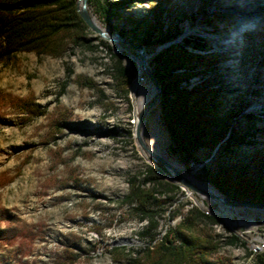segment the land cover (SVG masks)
I'll list each match as a JSON object with an SVG mask.
<instances>
[{
  "label": "rangeland",
  "instance_id": "374dc122",
  "mask_svg": "<svg viewBox=\"0 0 264 264\" xmlns=\"http://www.w3.org/2000/svg\"><path fill=\"white\" fill-rule=\"evenodd\" d=\"M119 1L123 5L108 16L88 5L101 29L111 37L125 32L132 45H142L146 34L140 23L157 24L153 9L164 11L160 22L172 40L146 48L151 70L155 56L170 45L203 58L207 67H197V75L182 88L210 83L230 129L240 132L247 127V116L256 118L260 133L248 141L257 144L240 147L235 161L249 160L256 148H264V9L254 4L258 22L253 20L256 28H250V17L228 6L231 0L113 3ZM92 33L91 39H99L92 47L69 41L59 57L19 52L0 63V236L13 234L14 239L11 244L0 241V264H56L64 247L74 243L77 264H125L122 250L138 251L155 243L151 235H142L147 224L121 203L129 193L130 177L147 165L180 187L156 236L174 228L195 206L222 220L214 227L222 247L210 256L213 264H254V250L264 245V210L227 207V220L218 215V204L179 180L180 174L195 187L190 177L210 184L217 149L199 150L201 163L185 167L172 150L161 106L154 114L161 126L156 139L150 126L138 138L131 93L140 52L127 41ZM110 49L135 74L127 91L115 80L116 59ZM30 107L42 115L26 111ZM59 125L62 131H57ZM231 235L245 245H227Z\"/></svg>",
  "mask_w": 264,
  "mask_h": 264
},
{
  "label": "trees",
  "instance_id": "16d2710c",
  "mask_svg": "<svg viewBox=\"0 0 264 264\" xmlns=\"http://www.w3.org/2000/svg\"><path fill=\"white\" fill-rule=\"evenodd\" d=\"M77 4L78 0H0V63L10 61L19 52L59 57L69 41L76 46L92 47L99 39L90 38L93 33L80 16ZM89 4H95L98 11L108 16L123 2L89 0ZM163 13L154 8L157 24L140 23L146 34L142 40L145 48L172 40L165 35L160 22ZM120 35L125 37L126 33L120 32ZM110 51L116 59L115 80L127 91L135 74ZM199 66L200 69L207 67L203 58L190 55L186 49L178 50L174 45L160 51L154 59L153 73L162 88V120L170 132L172 150L190 169L201 163L197 156L199 150L217 149L216 171L207 181L225 196L264 204V148H256L249 160L235 161L240 147L257 144L248 141L260 133L256 118L247 116V127L240 132L230 129L214 92L210 91V83L204 81L190 90L182 88V83L188 84L197 75ZM26 111L42 115L36 107ZM62 128L59 125L56 129L62 131ZM129 184V193L121 203L128 207L129 214L147 224L142 235H151L155 243L138 251L122 250L125 264H213L210 256L222 247L214 234V227L222 224L220 218L193 206L174 228H168L158 237L154 233L161 225L160 219L174 196L180 193V187L166 181L149 165L130 177ZM175 218L176 215L171 216ZM13 240V234L0 236V241L5 243L11 244ZM238 243L245 245L235 235L226 239L227 245ZM77 249L76 243L66 245L56 264H77ZM254 264H264V253L254 254Z\"/></svg>",
  "mask_w": 264,
  "mask_h": 264
},
{
  "label": "bare ground",
  "instance_id": "6f19581e",
  "mask_svg": "<svg viewBox=\"0 0 264 264\" xmlns=\"http://www.w3.org/2000/svg\"><path fill=\"white\" fill-rule=\"evenodd\" d=\"M228 3H229L228 6L233 7V10L234 9H237L240 11L242 10L245 16L247 15L248 17H250L249 18V20L251 19L250 22H252L253 20H256L258 22V18L255 15L258 12L256 10V7H254V4L255 5L257 4L256 5L257 7L261 6L260 8L264 9V0H231ZM92 20L98 27L101 28V26L99 25L96 19L92 18ZM237 21H238L237 22L238 26L242 28L241 25H243V23L240 20H237ZM250 25H251L250 28H256V25L254 24V22L250 23ZM144 74H146V72L144 68L142 67V64H140L139 74H138L136 81L132 85V93H131V97L134 101V114H135V124L136 125L139 124V118L141 114L157 98V90H156L154 83L149 77L145 78ZM149 79L151 80V82L148 83ZM159 106H160V102L158 101L156 102L154 107L149 111L140 129L141 136H144L147 127L150 126L151 136L153 137V139H156L161 129V126L159 122L155 120L154 114H155V111L159 108ZM190 181L198 187V189L202 192L203 195L209 197L210 200H212L213 204L219 205L221 213L217 211L218 215L221 214L223 217H225L228 220V217H229L228 208L229 207L224 205L223 202L219 199V196H220L219 192L210 184L199 182L194 177H190ZM254 251L256 252V254H258L259 248L257 250L255 249Z\"/></svg>",
  "mask_w": 264,
  "mask_h": 264
},
{
  "label": "water",
  "instance_id": "95a60500",
  "mask_svg": "<svg viewBox=\"0 0 264 264\" xmlns=\"http://www.w3.org/2000/svg\"><path fill=\"white\" fill-rule=\"evenodd\" d=\"M88 5H89V0H78L77 9H78V12H79L80 16L82 17V19L84 20V22L90 28L91 31H93L94 33L98 34L100 37L108 39V40L113 41V42L114 41H120V42H126L127 41L121 35L115 34V37H111L110 34H112V33L105 32L100 27H98L92 20V17H91V15L89 13V10H88ZM127 43L131 44L133 49H138L139 50L140 56H141L142 67L144 68V70L146 72V75L154 83V85L156 87V90H157V98H156V100L141 114V116L139 118V124L136 127V133L138 135V138L141 140V137H142L141 134H140L141 126L143 125V123H144V121L146 119V116L148 115L149 111L154 107L156 102H158V101L161 102L162 88H161L160 82L155 77V75L153 73V70H151V68H150V66H149V64L147 62L148 61V57L145 54V50H146L145 46H143V45H132V43L130 41H127ZM179 180L184 185H186L187 187L193 189L197 193H202L197 187H195L188 180L183 178L180 174H179ZM219 194H220L219 199L223 202L224 205L228 206L230 209L247 208V209H252V210H260V211L264 210V204L263 203L248 202V201H244V200L235 199V198H232V197L225 196V195H223L220 192H219Z\"/></svg>",
  "mask_w": 264,
  "mask_h": 264
},
{
  "label": "built area",
  "instance_id": "2783aa9c",
  "mask_svg": "<svg viewBox=\"0 0 264 264\" xmlns=\"http://www.w3.org/2000/svg\"><path fill=\"white\" fill-rule=\"evenodd\" d=\"M264 253V245H262V250L259 248V253Z\"/></svg>",
  "mask_w": 264,
  "mask_h": 264
}]
</instances>
